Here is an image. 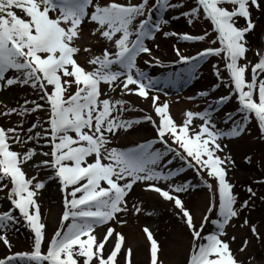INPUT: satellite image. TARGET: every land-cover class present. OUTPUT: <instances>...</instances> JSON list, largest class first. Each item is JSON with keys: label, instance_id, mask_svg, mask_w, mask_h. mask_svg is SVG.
<instances>
[{"label": "snow or ice", "instance_id": "1", "mask_svg": "<svg viewBox=\"0 0 264 264\" xmlns=\"http://www.w3.org/2000/svg\"><path fill=\"white\" fill-rule=\"evenodd\" d=\"M184 7L182 0H0V92L28 89L35 97L0 108V117H17L14 125L0 126V192L7 190L8 201L7 210L0 212V242L11 251L7 233L19 223L32 234L29 250L5 255L0 264H132V249L121 252L125 237L111 223H125L120 216L129 211L127 197L134 186L159 194L177 210L175 215L190 235L185 264H243L231 246L236 236L229 237L226 228L242 210L251 209L256 192L248 186L249 199L238 203L228 178L235 161L221 154L226 148L223 140L240 137L253 119L264 139V46L254 50V63L247 59L252 50L248 37L257 28L256 14L264 15V0H195L194 6L179 11L189 25L201 17L209 20L216 33L209 43L219 46L189 56L174 45L173 63L187 67L163 80L153 77L137 60L146 55L145 65L167 67L153 52L159 47L157 33L186 42L209 36L163 30L169 24L166 15ZM213 56L224 59L227 73L221 76L213 65L219 81L213 89L223 85L229 94L206 101L204 110H185L177 122L169 100H161V85L179 84L185 72L194 77L199 62ZM117 89L118 96L110 94ZM125 95L147 102L151 112L135 107ZM197 95L206 99L210 92ZM233 97L237 112L225 114L224 123L231 126L220 128L213 115ZM132 111L142 114L125 115ZM28 117L34 119L25 127ZM144 122L152 126L154 138L115 145L120 135L135 132ZM176 161L182 162L180 167H169ZM29 164L36 175L25 172ZM185 168L211 180H203L210 196L199 219L180 195L193 186L172 182ZM41 171L47 180L58 182L62 193L59 226L47 240L39 202L46 187L44 179H37ZM132 209L141 211L136 204ZM213 215L216 231L205 235V224ZM99 226L105 230L98 237ZM242 226H248L257 241L264 240L255 223L244 218ZM143 231L150 242V264H163L159 242L147 227ZM248 244L242 239L237 251L243 252Z\"/></svg>", "mask_w": 264, "mask_h": 264}, {"label": "rangeland", "instance_id": "2", "mask_svg": "<svg viewBox=\"0 0 264 264\" xmlns=\"http://www.w3.org/2000/svg\"><path fill=\"white\" fill-rule=\"evenodd\" d=\"M174 2H179V0H176ZM185 7L183 9H179L176 11H171L165 18L169 19V24L164 27V31L168 32H176V33H193V34H201L202 32H208L209 35H214L215 32L212 30V25L209 20H195L191 25L187 23V18L182 16H179V11H184L189 9L194 3L195 0H182ZM172 16H175L174 18ZM256 19L258 21L257 28L255 31L248 37L250 44L252 46V50H250L247 54V59L249 61H252L253 63L256 61V57L254 56V50L259 49L261 46V35L264 32V15H261L259 13L256 14ZM243 21H241L242 23ZM208 36L204 41H197V42H184L183 40L178 39L175 36H169L164 37L162 34L157 33L155 38V44L159 47L156 48L159 53L162 61L165 59L168 61L175 60V55L173 51V46L175 45L176 48H179L182 50L184 55H196L197 52L201 51L202 49L212 46L216 47L219 46L218 43L215 45H211L209 43L210 40L215 39V37ZM184 42V43H183ZM147 43L151 44V41H148ZM186 43V44H185ZM165 60V65H168L167 61ZM177 60V58H176ZM245 61H241V63H244ZM224 59L222 57H208L205 58L203 61L199 62V68L197 75L199 77H202L201 79L208 83L203 84L202 87H205L206 91L210 92L209 97L206 99L203 98V101L207 104V102L214 101L220 96L228 95L230 92L229 88H225L223 85H220L219 87H216L213 89L214 85L219 84V81L217 77L214 74L213 65L215 64L218 68L221 70V76L227 77L226 70L224 69ZM159 71L161 72H168L171 69L169 67H159ZM162 69V70H161ZM167 69V70H165ZM106 88V86H103ZM26 91V92H25ZM15 94L17 95L16 98L13 97H4L0 94V108H3L6 104L8 107L16 106L18 103H22L24 98H33L31 95L27 94V89H15ZM111 95H119V89L116 90L115 93H111ZM128 99H132V97H136L134 95H127ZM137 98V97H136ZM207 101V102H206ZM144 105H146V112H151L149 105L147 102L143 101ZM141 103V102H140ZM133 104V102H132ZM141 105V104H140ZM135 106V105H134ZM221 110H218L214 113L213 118L217 123V126L220 128H227L231 126V122L228 123V125H225L224 119L225 114L227 113H236L238 109V102L233 97L228 102L224 103L223 105L219 106ZM142 113H139L141 115ZM40 118L44 119L45 116L41 112ZM128 117V114H125ZM236 119H239V116L235 117ZM34 119V117H28L26 119L25 127H28L30 122ZM17 117L13 115L10 120L6 119L4 117H0V126L9 127L16 123ZM141 125V124H140ZM136 125V126H140ZM151 133L155 135L154 130L151 129ZM121 136V135H120ZM119 136V137H120ZM223 144L226 145V148L224 150V153L221 155L231 156V158L235 161L234 165L231 166L229 172H228V178L230 182L233 183L234 188L233 191L237 195L238 203L242 202L243 200L249 199V193L246 191V188L248 186H251L253 191L256 192V196L253 197L250 200L251 209H244L242 210L241 216L233 219V224L235 225H243V219L247 218L250 223H255L257 225L258 231L261 232L262 235H264V201L260 199L261 196H264V183H259V181L264 180V139H261L260 132L257 126V122L253 119L249 122L248 127L240 137L236 138H230L223 140ZM14 150H21L20 147L13 145ZM44 151H46V147L44 148ZM245 157H250V160H245ZM182 162L176 161L173 165L169 167H180ZM25 172L28 176L36 175V170L29 165L25 166ZM37 179H44L46 187L45 189L41 190L39 195V202L41 204V215L42 220L46 225V240L47 237H50L55 229L59 226L58 220L62 213V203L60 202H51L49 198V193L54 194L56 193V189L50 186V181L47 180V175L44 171H41L40 174L37 176ZM203 180H208V182H211L210 178L207 177L205 174L203 177ZM201 179V175L197 174V172L194 169L185 168V171L182 172L178 177H175L172 181L173 183H184L185 181L189 182L193 187L190 188L187 192L181 193V197L184 200L187 207L193 212L194 218L196 217V209L195 204L196 201L193 199L188 200V197H186V193L190 192H203V188L207 191L208 196H210L209 189L206 187L205 183ZM166 186L163 182L161 183V186ZM136 187V186H134ZM138 193H142V190L136 189ZM7 190L5 189L3 192H0V212H3L7 210L8 201L5 197V192ZM62 195V193H61ZM193 196V195H192ZM160 200L158 199V203L160 204V207L162 211L158 216H156L157 222L155 220H150L155 224L154 226H151L150 221L141 219L137 216H125L124 220L125 223H123V231L128 234L131 232V230L135 229L136 232H141V229H144L145 227H148L150 231L153 233L154 238L157 239V241L160 244V252H159V260L163 261L170 252V246L169 242L173 234L179 230L184 229L182 221L175 215L176 209L173 207L171 202L166 201L161 196ZM127 200H129V196L127 197ZM62 201V200H61ZM61 207V208H60ZM56 215V222L52 221V217ZM129 220V222H128ZM155 221V222H154ZM48 224H51L50 226H47ZM115 227H119V223H113ZM246 234L244 237L240 236L236 238L235 244L233 243L232 248L234 251H236L237 257L241 254H245L250 247V244L255 242L257 244L258 248V255L259 258L263 261L264 264V240L257 241L252 235L248 228V226H242ZM159 230V231H158ZM162 231V232H161ZM187 231V230H186ZM97 232V231H96ZM142 233V232H141ZM102 234L101 229L99 228V231L97 232V236L99 237ZM8 238L10 242L12 243L13 247L11 251L8 250L6 246L3 245L2 242H0V245L4 247V250H0V258H3L5 255H9L12 252L16 251H22V250H29L32 243V234L30 232V229H28L27 225L24 223L16 224L13 228H10V230L7 233ZM145 240L142 241V244L138 245L136 250L134 249L132 251V257L131 262L132 264H136V262L141 259L143 262L141 264H150V242L147 240V236H145ZM248 239L249 244L245 248L243 252H238L241 245L242 239ZM108 245H105V251H108ZM127 247L124 245L122 247L121 252L123 253L124 248ZM138 256V257H135ZM118 259H120L123 262L124 257L118 256ZM149 261V262H148ZM244 264V263H243ZM247 264H257L255 263V260H249Z\"/></svg>", "mask_w": 264, "mask_h": 264}, {"label": "bare ground", "instance_id": "3", "mask_svg": "<svg viewBox=\"0 0 264 264\" xmlns=\"http://www.w3.org/2000/svg\"><path fill=\"white\" fill-rule=\"evenodd\" d=\"M88 39H89V37H88L87 32H86L85 40H88ZM94 50L97 53L99 52V48H96ZM153 52H154V55L160 57L159 56L160 53L157 52L155 47L153 48ZM145 59H148V57L146 55L140 57V63L138 64V66L141 69H143L144 71H149V75L156 77V78H159L161 80H163L165 77L168 76V75H157L153 70H151L149 68V66H147L143 63V60H145ZM83 61H84V56H81L80 62L83 63ZM200 84H201V81L199 79H197V80L194 79L192 86L188 87L185 90H181V91L177 90V85H170V86L166 87L167 89L170 90L171 95L169 98H167L164 94L161 93V100H163V99L169 100L170 111H171L174 119L177 122L182 121L183 113L185 110H187V109L199 110V109L204 108V103L201 101V98H198L196 100H194V99L189 100L188 99V97H195V98L197 97V94L199 93V89H198L199 86L198 85H200ZM15 89H17V88H14V89L9 90V91L0 92V94L4 97L10 96V97L16 98L17 95L15 94ZM178 91H180V92L178 93ZM27 94L31 95V97L35 98L34 95L31 93V91L28 89H27ZM126 97L127 96L125 95V99H126ZM128 101L130 103L133 102V105H135V107H137V108H144L145 110L147 109L146 105H144L143 100L139 99L138 97L137 98L132 97V99H128ZM194 101H197V102L195 103ZM127 114H128V117L139 116V112H135V111L129 112ZM197 123H199V121H197ZM135 128H136L135 132H131L128 135H121L120 137H118V139L115 141V145L131 146V144L134 142H141L142 140L154 138V135L151 133L152 132L151 131L152 126L150 124H148L147 122L142 123L140 126H135ZM156 147H160V145L157 144ZM50 186H52L53 188L56 189V193H54V194L49 193L50 194L49 198L51 199L50 201L51 202L57 201V202H60V204H61L62 195L59 192L60 189H59L58 185L56 184L55 181H50ZM163 187H164V185H163ZM137 188L142 190V193H138V191L136 190ZM186 197H188V200H192V197H193V199L196 201L195 209L197 211H196L195 219H199L204 214L206 204H207V201L209 199L207 191L203 188V192L197 193L194 191V192L186 193ZM158 199L160 200V197L157 195V193L151 192V191H145L143 186L134 187L133 191L129 194V200H128L129 211L127 213L121 214L120 219L124 220L125 216H129V218H130L131 216L135 215V216H137L141 219H144V220L150 221L153 219L157 222L158 220L156 219V216H158L160 214V212L162 211L160 204L157 201ZM133 204H136L141 208V211L139 213H136L132 209ZM212 217H210V219ZM210 219L205 224V227H204V234L205 235L216 230V226L211 224ZM52 221L53 222L57 221L56 215H54L52 217ZM128 222H129V220H128ZM150 223H151V226L155 225V224H153L152 221H150ZM50 225L51 224H48L47 226H50ZM119 225H120L119 227H117V226L115 227V225L113 223H111V226L116 231H119L122 235H125L124 236L125 237V244L124 245H126L127 248H131L132 251L134 249L136 250L138 245L142 244V241L145 240V238H146L145 237L146 234L144 233L143 229H141L142 233L141 232L138 233L135 231V229H133V230H131L130 233L126 234L122 228L123 224L119 223ZM208 229H211V231H209ZM103 230H105V229L103 228ZM96 231L98 232L99 228H97ZM226 231H227L229 237L234 235V236H236V238H238L240 236L244 237L245 235H247L245 229L240 225L233 224V221L230 223L229 226H227ZM233 243L235 244L236 242L234 241ZM233 243H232V245H233ZM169 246H170L169 247L170 252H169L168 256L162 261L163 264H185V259H186V256L188 254V249L190 246V235H189V233L184 229L177 230L173 234V236L171 237L170 242H169ZM4 249L5 248L2 247V245H0V250H4ZM258 253L259 252H258L257 244L252 241V243L250 244L249 250L245 254L239 255L237 258L239 260H241L244 264H247L249 260H252V261L255 260V263L263 264V261L261 260V258H259ZM135 257H138V256H135ZM250 258H253V259H250ZM142 262L143 261L141 259H139L136 262V264H141Z\"/></svg>", "mask_w": 264, "mask_h": 264}]
</instances>
